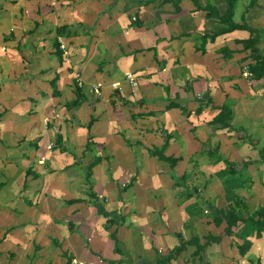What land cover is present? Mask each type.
<instances>
[{
  "label": "crops",
  "instance_id": "obj_1",
  "mask_svg": "<svg viewBox=\"0 0 264 264\" xmlns=\"http://www.w3.org/2000/svg\"><path fill=\"white\" fill-rule=\"evenodd\" d=\"M179 7L0 0V264H264V237L241 256L210 216L226 208L218 155L249 163L264 140V79L244 76L250 33L213 37L227 25L193 0ZM245 21L264 37V0ZM225 103L234 129L211 124ZM210 235L221 242L174 254Z\"/></svg>",
  "mask_w": 264,
  "mask_h": 264
},
{
  "label": "trees",
  "instance_id": "obj_2",
  "mask_svg": "<svg viewBox=\"0 0 264 264\" xmlns=\"http://www.w3.org/2000/svg\"><path fill=\"white\" fill-rule=\"evenodd\" d=\"M182 0H164L165 3H172L176 8V11L180 10V3ZM197 5V9H201L202 6L198 3L197 0H193ZM228 4V10L224 16H220L216 14L214 10L211 8L207 9L206 6L202 7V10H209L207 13L208 17L216 18L219 22L227 25L220 32H216L212 34L213 37L220 35L222 33H229L234 30H246L250 33L249 39L242 42L244 48L246 50H250V57L255 61L253 65L249 67L251 74L254 79H264V57L260 55L257 46L261 42L263 37V31L259 29H254L247 24L246 15L249 11L250 7L257 5L258 0H251L250 5L246 8L243 16H242V24H236L233 21L234 11L238 0H225ZM207 40V38H205ZM56 54L58 57L63 58V52L61 50V46L59 43L56 44ZM58 79L55 77L51 81V86L53 88L57 87ZM76 95L77 100L72 102V105H78L83 101L81 89L76 86ZM201 111L198 110V113ZM232 120V110L228 103H225L220 113L213 119L211 122L212 125H220L222 128L234 129L230 123ZM90 127V125H89ZM91 138V136H90ZM89 138V139H90ZM91 139L88 141L86 150H90L91 148ZM260 163L259 165H264V149L259 151ZM219 161H222V157H217ZM226 163V167L217 172L216 176L221 181L226 198V208L220 210L217 214H210L214 224L219 227L222 224L224 225V234L228 237H235L238 240L242 241V243H238L237 248L241 256H245L252 248L253 242L251 241L252 237L256 239H262L264 237V205H260L256 208H250L247 199L242 196L238 190L247 187V181L241 175L242 170L248 166V163L241 164L242 167L238 168L236 163H232L230 161L224 160ZM90 171V173H89ZM260 171V170H258ZM88 177L91 175V168L88 170ZM259 173V172H258ZM78 200H74L72 202H76ZM204 245H200L198 243V238L195 237L190 241L181 240V244L179 247L174 249V254H179L184 249H186L189 245H197V251L194 252L195 255H199L202 250H204L207 246L213 243H220L221 237L215 236H207L204 238ZM254 264H262L259 259Z\"/></svg>",
  "mask_w": 264,
  "mask_h": 264
},
{
  "label": "rangeland",
  "instance_id": "obj_3",
  "mask_svg": "<svg viewBox=\"0 0 264 264\" xmlns=\"http://www.w3.org/2000/svg\"><path fill=\"white\" fill-rule=\"evenodd\" d=\"M243 7V1L240 0V3L238 4L237 8ZM240 23H242L240 21ZM229 104V103H228ZM257 154L255 155V157L253 158L252 162L248 163V166L242 170V176L245 178V180L247 181V186L249 188V190H251L250 192V199H249V207L250 208H256L260 205H264V165L260 166V157H259V151L262 149H264V140L262 141H258L257 143ZM253 152V151H252ZM220 156V155H218ZM243 157V155H242ZM222 161L226 160V161H230L232 163H236L237 166H239L238 168L242 167L241 164L243 163H239V161L237 160V158H233L232 156H222ZM246 160L248 159H244L242 158V162H247ZM224 164L226 166V163L224 161ZM260 170V171H258ZM259 172V173H258ZM255 186V187H254ZM254 188V189H253ZM245 189V188H242ZM257 249H255L254 251V256L252 257V260L256 257V260L258 259L257 256ZM263 263H264V259Z\"/></svg>",
  "mask_w": 264,
  "mask_h": 264
},
{
  "label": "built area",
  "instance_id": "obj_4",
  "mask_svg": "<svg viewBox=\"0 0 264 264\" xmlns=\"http://www.w3.org/2000/svg\"><path fill=\"white\" fill-rule=\"evenodd\" d=\"M61 49L64 51L65 54L67 53L66 46L63 43L61 44ZM244 76H246V77L252 76V74L249 72L248 68H245ZM127 80L133 88H135L137 86V81L135 80V76L133 74H129L127 76ZM117 264H130V263L127 261H120Z\"/></svg>",
  "mask_w": 264,
  "mask_h": 264
}]
</instances>
